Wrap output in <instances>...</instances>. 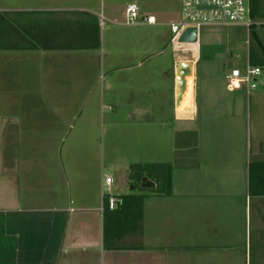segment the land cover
<instances>
[{
    "label": "crops",
    "instance_id": "0c3cea01",
    "mask_svg": "<svg viewBox=\"0 0 264 264\" xmlns=\"http://www.w3.org/2000/svg\"><path fill=\"white\" fill-rule=\"evenodd\" d=\"M181 1L141 2L152 5L143 12L133 1L139 20L132 37H123L132 49L103 50L101 20L96 49H0V264H264V95L229 90L216 65H200L197 45L178 43L169 23L179 18ZM128 2H118V16L115 0H107L106 14L98 13V0H31L30 7L0 11L86 12L105 17L116 32L117 24H126ZM146 15L156 23H144ZM169 45L177 51L167 54ZM165 53L168 63L156 61ZM24 58L43 61L34 87L41 81L49 89L45 99L24 97ZM180 61L191 64L192 75L185 76L176 105ZM142 70L145 75L131 76ZM169 76L171 86L153 107L134 106L130 98L114 106L126 103V119L147 120L152 160L142 163L170 165V194L152 191L156 184L131 185L112 193L128 198L110 209L102 197L103 151L94 137L102 109L98 85L105 79L112 88L116 79L132 86L138 77L160 84ZM48 107L52 113L42 112ZM72 132L71 143L56 142ZM119 173L109 174L113 188L125 182L126 170ZM132 206L138 214H131Z\"/></svg>",
    "mask_w": 264,
    "mask_h": 264
},
{
    "label": "rangeland",
    "instance_id": "374dc122",
    "mask_svg": "<svg viewBox=\"0 0 264 264\" xmlns=\"http://www.w3.org/2000/svg\"><path fill=\"white\" fill-rule=\"evenodd\" d=\"M117 2L116 6V16L119 15V11L121 7H118V2L122 1L125 3L126 1H135L138 5L140 4L142 12L145 9H149L150 6L156 5L159 0L154 2L153 0H115ZM140 2V3H139ZM141 2H151L152 5H141ZM107 0H98V13L103 14L107 12L106 6ZM31 0H0V6H4V8H25L30 7ZM19 9V10H20ZM99 21H102V27L104 30V39H103V50L108 51V49H118L121 50L125 47L132 49L131 41L128 43L125 42L123 37L125 35H129L132 37L131 28L133 25L126 24H117L112 32L109 29V22L105 17L99 15ZM120 18V17H118ZM124 18V17H123ZM180 18V15H179ZM178 18V19H179ZM177 19V20H178ZM252 22V26L250 30L247 31L245 25L238 23H228V24H210L202 27L199 30L198 42L190 43L194 47L197 45L198 51L201 50L202 59L200 61V65L203 66L205 64H213L218 67L221 74H227L230 72L232 68L238 67L243 69L246 66V63L249 62L251 65H258L262 67V73L260 75L261 78H264V17L257 19H249L246 18L245 21ZM136 24V23H135ZM119 30V32H118ZM180 43V42H178ZM176 42L175 44L178 45ZM162 44V43H161ZM158 45V47L161 46ZM183 45L186 43H182ZM177 51L178 47H174L173 45H169V49L167 54L171 53L174 50ZM137 49V48H134ZM190 52H192V46L189 48ZM23 55H27V52L23 51ZM188 53V52H187ZM167 54H162L159 58L156 59L159 63H168L169 59ZM179 54V53H177ZM181 54H185L186 52L182 51ZM189 54V53H188ZM211 54V55H210ZM213 56V57H210ZM213 59V60H211ZM123 61L122 59H120ZM138 58H136V62ZM161 61V62H160ZM165 61V62H164ZM62 62H58L61 64ZM157 63V64H159ZM43 66V61H31L29 58H24L23 64V81H24V89L23 95L24 97H31L33 95L41 96V99H45V95H48V90L43 88V84L41 85V81L39 82V87H34L35 83H38L36 79V68ZM145 66V65H144ZM170 70V69H169ZM40 73V72H39ZM132 75H145V71L141 72L132 71ZM171 76L168 77V82L158 84V80H149L143 81V78H135L132 81L131 85L123 84L116 79L113 81L112 88L108 87L107 81L104 79L102 82L101 88H97V96L95 93H92V97L96 96L97 99V107H100V101L102 102V109L99 112L98 119L96 120V138L97 145L102 147L103 151V160H102V173H108L112 176H118L120 171L123 169L126 170V178L125 182L123 181L120 186L113 188L112 193H124L130 190L131 185H135L136 189L139 190V184L136 183L129 177V165L131 163L139 162H149L148 160L151 156L150 152L146 149L145 145V137L146 130L145 123L147 120L145 118H135V115H131L129 119L125 118V114L127 109L126 103H124L121 108L114 106V102L117 99L121 101H125L126 98H130L134 106L140 107H148V103H151L150 107L154 105V99L161 100L163 97V91L167 86H171ZM36 79V80H34ZM166 81V79H165ZM164 84V85H163ZM155 85V86H154ZM158 86V87H157ZM165 86V87H164ZM51 87H55L54 85ZM51 92L58 91L57 89H50ZM159 90V91H158ZM155 91V93L153 92ZM54 93V92H53ZM154 93L152 95V99L149 98V94ZM250 94L260 93L264 95V87H258L249 92ZM39 100L35 107H38ZM45 105V104H44ZM46 106V105H45ZM42 109V112L52 113V109H55L56 112L58 110L57 105L52 104V109ZM122 109V111H121ZM71 124H74V127H79L80 121L70 120ZM144 126V127H143ZM74 131V130H73ZM73 132L69 134V136L64 137L60 136L59 140L56 142L59 144L71 143L73 138ZM37 142L43 140L41 136L34 137ZM36 142V141H35ZM168 143H172L170 141V137H168ZM155 158V157H154ZM73 164V163H72ZM54 168H52V171ZM98 170V169H97ZM50 174V172H48ZM72 176L73 175L72 173ZM247 264H254V259H247Z\"/></svg>",
    "mask_w": 264,
    "mask_h": 264
},
{
    "label": "trees",
    "instance_id": "16d2710c",
    "mask_svg": "<svg viewBox=\"0 0 264 264\" xmlns=\"http://www.w3.org/2000/svg\"><path fill=\"white\" fill-rule=\"evenodd\" d=\"M250 18L264 17V0H249ZM100 46L98 18L90 13L68 11L3 10L0 11V49L71 50L96 49ZM129 177L141 187L142 177L156 184L152 191L170 194L171 167L165 163H132ZM135 186V185H134ZM250 188L253 184L250 183ZM128 196H119L125 202ZM107 207V198H104ZM124 205V203H123ZM128 209V207H127ZM138 214L137 206L130 208Z\"/></svg>",
    "mask_w": 264,
    "mask_h": 264
},
{
    "label": "built area",
    "instance_id": "2783aa9c",
    "mask_svg": "<svg viewBox=\"0 0 264 264\" xmlns=\"http://www.w3.org/2000/svg\"><path fill=\"white\" fill-rule=\"evenodd\" d=\"M250 18L249 0H182L180 18L169 23V28L178 38L187 27H195L198 31L210 24L238 23L245 25L250 30L252 22L245 21ZM139 20V8L133 1H129L125 8V22L133 25ZM142 21L148 25L156 23L153 15H146ZM262 68L251 65L249 62L241 69L232 68L226 74L227 88L229 90L244 87L246 93L258 87H264V78H261ZM115 180L109 174H102V197L107 198L110 209L116 207L119 197L112 194Z\"/></svg>",
    "mask_w": 264,
    "mask_h": 264
},
{
    "label": "water",
    "instance_id": "95a60500",
    "mask_svg": "<svg viewBox=\"0 0 264 264\" xmlns=\"http://www.w3.org/2000/svg\"><path fill=\"white\" fill-rule=\"evenodd\" d=\"M198 41V31L195 27L185 28L178 36L180 43H196ZM192 75L191 64L189 62L180 61L176 65L175 71V104L178 105L182 99L185 90V76ZM142 187H154L155 183L147 177L141 179Z\"/></svg>",
    "mask_w": 264,
    "mask_h": 264
}]
</instances>
